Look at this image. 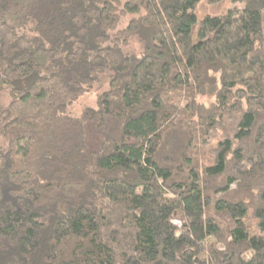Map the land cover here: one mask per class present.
<instances>
[{
  "label": "trees",
  "instance_id": "trees-1",
  "mask_svg": "<svg viewBox=\"0 0 264 264\" xmlns=\"http://www.w3.org/2000/svg\"><path fill=\"white\" fill-rule=\"evenodd\" d=\"M206 1L0 0V264H264V0Z\"/></svg>",
  "mask_w": 264,
  "mask_h": 264
},
{
  "label": "rangeland",
  "instance_id": "rangeland-1",
  "mask_svg": "<svg viewBox=\"0 0 264 264\" xmlns=\"http://www.w3.org/2000/svg\"><path fill=\"white\" fill-rule=\"evenodd\" d=\"M207 4L206 0H203L201 11L206 12L208 10V6H205ZM234 8H237L238 10H241L243 6L236 4L234 5ZM128 21V19L124 20L122 26ZM130 50L136 55L139 56L141 54V48L139 44L135 41H133L130 44ZM107 87V79L102 78L100 82L96 85H94L91 88H88V90L80 96L76 101H74L68 108H67V114L70 117H79L82 112L86 109H93L96 107V97L97 93L105 90ZM212 100H208V98H198L197 103H204L206 105H209ZM85 130V138H86V149L87 152H96L100 149L101 143H102V137L101 134L98 132L96 128V124L93 122H88L85 124L84 127Z\"/></svg>",
  "mask_w": 264,
  "mask_h": 264
}]
</instances>
